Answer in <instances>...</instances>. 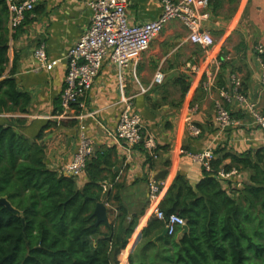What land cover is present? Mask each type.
<instances>
[{"label":"crops","instance_id":"crops-1","mask_svg":"<svg viewBox=\"0 0 264 264\" xmlns=\"http://www.w3.org/2000/svg\"><path fill=\"white\" fill-rule=\"evenodd\" d=\"M85 1L42 0L15 32H10L7 19L5 73L13 72L18 88L27 92L30 99L25 113L13 116L0 113V124H12L17 133L42 145L44 164L49 170L56 171L71 159L82 131L93 141L94 154L109 149L107 166H111V172L106 173L107 180L122 186L119 190L124 207L130 216H139L136 237L150 217L149 178L161 181L163 196L176 175L183 176L192 187L203 180V168L188 152L206 148L214 152L218 148L221 150L214 152L215 158L227 152L240 157L244 152L264 148L263 132L248 125L236 104L229 105L235 124L227 131L218 132L213 106L218 86L225 85L229 74L234 73L241 80L244 94L264 113V88L259 81L264 54L259 58L256 51L258 44L264 45V0H209L202 10V26L214 39L210 52L227 62L224 67L208 63L201 46L188 39L187 28L178 20H170L150 47L124 71L104 63L92 86L74 106L71 118L53 119L49 116L59 110L66 65L64 54L89 22ZM160 10L159 0H127L125 7L130 23L151 20ZM41 45L50 59H57L51 70L41 67L34 59L33 51ZM158 68L165 75L161 85L151 83ZM207 70H212L215 77L210 93L201 85ZM181 77L189 83L183 99L181 85L175 82ZM128 98L133 110L143 119L144 131L153 134L157 141L158 156L150 164L142 147L127 148L111 136ZM194 106L196 110L190 118L201 128L198 137L190 135L185 121L188 108ZM17 117L20 121L14 120ZM222 163L231 164L229 157L222 159ZM250 174V170L240 171L239 187L221 182L220 186L225 191L240 189L251 184ZM73 178L75 188L81 189L86 181L84 173ZM102 203L107 222L112 221L118 213L116 204ZM134 237L130 240L134 241Z\"/></svg>","mask_w":264,"mask_h":264},{"label":"trees","instance_id":"trees-1","mask_svg":"<svg viewBox=\"0 0 264 264\" xmlns=\"http://www.w3.org/2000/svg\"><path fill=\"white\" fill-rule=\"evenodd\" d=\"M7 19L6 0H0V113H25L29 94L18 88L13 72L5 73ZM175 82L183 99L189 83L183 77ZM12 126L0 124V197L22 216L0 205V264H264V148L211 160L214 171L250 170L251 184L240 189H222L213 170H203L195 187L181 175L163 196L161 185L155 205L183 217L187 230L160 235L164 223L150 208L147 224L134 237L140 218L124 207L122 186L107 180L109 149L90 157L86 181L77 189L72 176L46 168L42 145ZM145 155L149 163L152 157ZM227 157L231 164H221ZM102 201L116 204L118 213L96 223L93 208Z\"/></svg>","mask_w":264,"mask_h":264},{"label":"built area","instance_id":"built-area-1","mask_svg":"<svg viewBox=\"0 0 264 264\" xmlns=\"http://www.w3.org/2000/svg\"><path fill=\"white\" fill-rule=\"evenodd\" d=\"M42 0H6L8 6V26L10 32H15L27 14ZM161 5L157 17L140 22L128 21L125 7L127 0H86L85 4L90 12L89 22L78 39L70 45L65 54V74L59 95V110L49 116L53 119H68L72 116L74 106L80 102L82 96L89 90L97 78L104 63H111L120 68L121 72L130 67L133 59L150 47L151 41L162 31L170 20H178L188 30V39L201 46L205 59L215 66L221 65L219 57L212 55L210 48L214 43L212 35L203 28V9L209 0H159ZM257 55L262 58L264 45L256 46ZM34 59L39 65L51 70L57 59H50L44 46H38L33 51ZM122 75V73H121ZM123 76V75H122ZM164 73L158 68L152 77V84L161 85L164 82ZM123 81V80H122ZM260 84L264 88V63L261 61ZM125 83V82H124ZM206 92H211L215 86V77L212 70H207L206 78L202 82ZM125 87V84H123ZM238 106L249 126L261 130L264 136V113L257 108L256 102L250 99L241 90V80L234 74H229L228 81L223 86H218V96L213 98L215 123L218 132H224L235 124L232 118L231 106ZM232 105V106H233ZM196 107L188 108L185 118L186 128L192 137H198L201 128L193 123L190 115ZM90 113V112H89ZM20 113H6L13 116ZM89 115V114H88ZM90 115H93L90 113ZM111 136L116 138L127 148L142 145L145 154L153 159L157 158V141L155 136L144 131L141 115L133 110L129 98L125 100ZM94 144L84 131L81 132L77 147L71 159L58 166L56 172L61 175L78 177L82 175L85 165L94 154ZM192 160L198 162L203 170L211 172V160L215 158L213 149L206 148L198 152L187 153ZM214 176L224 185L239 187L240 171L232 167L224 169L219 166L214 171ZM161 181L155 178L148 180V199L152 214L164 223L167 234H173L181 228L185 221L177 213H165L155 205L159 199ZM107 205V203H105Z\"/></svg>","mask_w":264,"mask_h":264},{"label":"water","instance_id":"water-1","mask_svg":"<svg viewBox=\"0 0 264 264\" xmlns=\"http://www.w3.org/2000/svg\"><path fill=\"white\" fill-rule=\"evenodd\" d=\"M0 205L5 206L11 213L17 216H22V213L15 207H13L5 197H0ZM93 214L96 216L97 219L96 223L107 222L108 220L106 208L102 202L96 203V205L93 208ZM182 228L184 231L187 230V226L185 224L182 226ZM166 234H167V230L166 228H164V230L160 235H166Z\"/></svg>","mask_w":264,"mask_h":264}]
</instances>
